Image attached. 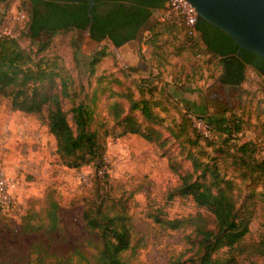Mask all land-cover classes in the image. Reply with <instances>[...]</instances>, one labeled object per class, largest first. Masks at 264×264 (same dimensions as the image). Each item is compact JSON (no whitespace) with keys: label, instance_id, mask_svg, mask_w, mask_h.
Here are the masks:
<instances>
[{"label":"rangeland","instance_id":"obj_1","mask_svg":"<svg viewBox=\"0 0 264 264\" xmlns=\"http://www.w3.org/2000/svg\"><path fill=\"white\" fill-rule=\"evenodd\" d=\"M29 5V0H0V25L12 26L24 47L36 50L42 46L36 58L57 62L59 73L67 77L68 95L62 99L66 110L80 100L91 103L94 93L93 126L99 120L111 124L109 105L119 101L128 106L126 94L139 98L142 89L141 95L154 101L152 107L162 117L156 126L166 141H148L135 133L110 134L105 140V164L100 169L93 163L69 167L57 154L55 139L44 120L13 110L10 98L0 95V169L13 183L11 204H0V264H33L37 255L31 246L34 241L46 243L48 252L56 254H74L76 258L79 252L87 253L90 248L81 220L82 207L91 197L106 193L119 200L130 216L133 247L123 252L129 264H169L180 254L190 260L196 258L197 240L194 238L192 247L185 238L190 228H166L152 216L155 211L179 217L198 210L190 196H169L179 183V173L193 170L189 151L203 162H216L220 173L232 180L237 203L253 208L245 240L256 241L264 235L262 183L248 171V175L242 174L243 169L233 160L235 147L193 142L195 136L183 117V112H188L202 131H207L204 119L208 115L238 118L241 131L234 138L238 142L253 140L254 155L261 159L263 75L247 66L238 86L222 85L217 81L219 58L204 49L198 37L186 35L179 22L166 20L169 16L162 18L159 10L152 13L149 25L157 24L155 30L167 25L168 29L159 34L153 47L149 26L141 28L135 40L138 59L130 64L109 39L97 41L87 29L70 28L31 38L27 18H13V11H26ZM98 49L105 54L91 68V55ZM210 135L216 141L225 137L218 132ZM48 191L58 200L62 227L51 240L42 233L20 230L22 216L30 209H41ZM234 264H264V257L241 253Z\"/></svg>","mask_w":264,"mask_h":264},{"label":"trees","instance_id":"obj_2","mask_svg":"<svg viewBox=\"0 0 264 264\" xmlns=\"http://www.w3.org/2000/svg\"><path fill=\"white\" fill-rule=\"evenodd\" d=\"M29 1L26 27L31 38L70 28L82 30L89 25L90 37L97 41L107 38L119 47L131 39L136 40L139 30L149 26L148 30L152 32L149 42L155 47L159 34L168 29L167 25L156 30L157 24L149 25L152 13L161 11L167 0H95L91 8L92 19L87 15L88 0ZM103 2H109V7L99 13L97 6ZM173 14L166 20L179 22L186 35L198 37L200 45L219 58V83L238 86L244 79L247 66L264 76V57L239 48L228 33L199 15L195 23L197 33L190 34L183 15ZM40 50L42 46L36 50L24 47L15 32L13 36L0 37V95L10 98L13 110L36 114L44 120L55 139L56 152L65 165L78 168L93 163L100 169L105 164L106 137L114 133H135L148 141L165 143L166 139H161V129L156 126L162 117L153 109L154 101L141 95L142 89H139V98L126 94L128 106L119 101L109 105L111 124L107 120H99L93 126L94 93L91 103L80 100L66 110L62 99L68 95L67 77L59 73L56 61L36 58ZM104 54L102 49L93 52L91 68ZM183 117L195 136L193 142H218V146L235 147L237 155L233 160L243 169L242 174L248 175V171L264 186V157L258 159L254 155L255 142H238L233 136L241 131L238 118L230 119L224 114L216 118L206 116L204 120L209 134L205 135L195 126L188 112H183ZM212 132L222 133L225 137L213 140ZM188 155L193 170L179 173V183L169 196H190L198 210L179 217H166L155 211L152 216L166 228H190L185 238L192 247L194 238L197 240V256L190 260L180 254L170 259L169 264H190L189 260L191 264H234L236 256L241 253H256L264 257V235L256 241L245 240L253 208L244 202L241 205L237 203L232 180L220 173L216 162H203L193 151ZM58 205V200L48 191L41 209H30L22 216L20 230L42 233L51 240L52 234L62 229ZM81 220L90 248L87 253L79 252L76 258L74 254H56L48 252L46 243L34 241L31 246L37 255L33 264H129L123 252L133 247L131 222L119 200L107 193L91 197L82 207Z\"/></svg>","mask_w":264,"mask_h":264},{"label":"water","instance_id":"obj_3","mask_svg":"<svg viewBox=\"0 0 264 264\" xmlns=\"http://www.w3.org/2000/svg\"><path fill=\"white\" fill-rule=\"evenodd\" d=\"M87 15L95 0H88ZM197 14L228 33L239 48L264 57V0H188ZM123 59L133 64L138 59L135 40L118 47ZM227 86V85H226Z\"/></svg>","mask_w":264,"mask_h":264},{"label":"built area","instance_id":"obj_4","mask_svg":"<svg viewBox=\"0 0 264 264\" xmlns=\"http://www.w3.org/2000/svg\"><path fill=\"white\" fill-rule=\"evenodd\" d=\"M13 12H14L13 18H19V19L27 18L26 11L24 10L13 11ZM173 13L183 15L185 19V23L189 28L190 34L195 35L197 33L195 29V23H196L198 14L194 6L188 0H167L164 8L161 10L162 18L168 17ZM13 35H14V31H13L12 26H9L6 23L0 25V37L1 36H13ZM202 132L205 135L209 134L207 133L208 128H207V131H202ZM12 184L13 183L10 181L9 177L6 176L5 172L2 169H0V204L2 206H8L12 202V192H11Z\"/></svg>","mask_w":264,"mask_h":264},{"label":"flooded vegetation","instance_id":"obj_5","mask_svg":"<svg viewBox=\"0 0 264 264\" xmlns=\"http://www.w3.org/2000/svg\"><path fill=\"white\" fill-rule=\"evenodd\" d=\"M109 2H103L102 4H99L98 6H97V11L99 12V13H103V12H105V10L109 7ZM87 30L89 29V25L87 26V28H86ZM222 85H224V86H226V87H233L234 85H232V84H228V83H224V84H222Z\"/></svg>","mask_w":264,"mask_h":264}]
</instances>
